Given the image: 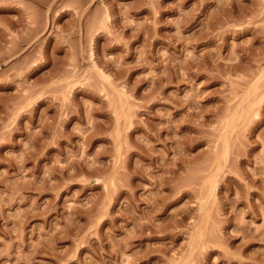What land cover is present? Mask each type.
Listing matches in <instances>:
<instances>
[{"label": "rangeland", "instance_id": "1", "mask_svg": "<svg viewBox=\"0 0 264 264\" xmlns=\"http://www.w3.org/2000/svg\"><path fill=\"white\" fill-rule=\"evenodd\" d=\"M0 264H264V0H0Z\"/></svg>", "mask_w": 264, "mask_h": 264}]
</instances>
